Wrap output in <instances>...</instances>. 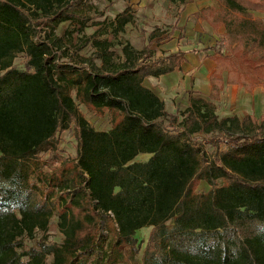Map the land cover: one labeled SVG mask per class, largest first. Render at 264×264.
<instances>
[{
    "label": "trees",
    "instance_id": "1",
    "mask_svg": "<svg viewBox=\"0 0 264 264\" xmlns=\"http://www.w3.org/2000/svg\"><path fill=\"white\" fill-rule=\"evenodd\" d=\"M218 1L203 16L225 34L193 51L215 64L210 93L180 114L145 82L181 70L187 52L155 59L156 33L114 62L109 35L134 22L132 7L83 41L79 51L94 50L85 58L65 52L93 20L90 0H0V264H138L144 228L142 264H264V119H220L215 105L227 86L264 87V29L253 17L264 0ZM66 23L76 31L60 36ZM81 106L108 114L110 130L94 128ZM232 125L253 134H231ZM72 129L77 156L62 158L59 136ZM54 217L60 243L47 235Z\"/></svg>",
    "mask_w": 264,
    "mask_h": 264
},
{
    "label": "rangeland",
    "instance_id": "2",
    "mask_svg": "<svg viewBox=\"0 0 264 264\" xmlns=\"http://www.w3.org/2000/svg\"><path fill=\"white\" fill-rule=\"evenodd\" d=\"M94 7V12L86 13L87 17H93V20L88 23L83 33H74V43L77 45L75 49L66 50L65 54L70 56L73 51L79 53L80 57L93 58L94 50L90 46L79 51L83 41L92 39L101 29L103 32L110 27L116 17L129 6L133 8L134 22L129 24L124 33L119 36L114 34L109 35V39L114 45V49L118 53V58H115V63L118 64L124 59L123 47L129 46L131 49L141 51L150 43L153 34L159 33L158 38L154 39L151 50L154 53V58H163L170 54L177 53L176 51L192 49H205L213 46L226 30L221 27L220 30H214L212 26L205 21L203 11L208 8H213L218 0H90ZM197 11V12H196ZM98 12L104 14L103 17H96ZM196 12V13H195ZM253 17L259 20V24L264 29V14L253 13ZM76 31L75 26L70 23L62 24L57 30V34L64 36L66 32ZM172 33L173 39L164 41L158 44V40L162 35ZM66 37V36H64ZM180 38H182L180 40ZM66 40V47L69 44ZM74 52V53H76ZM187 62L182 65L181 70L171 74L169 78H149L145 85L153 88L159 97L165 102L166 110L170 113H184L189 105L191 97L207 98L209 93V76L212 73L211 60L201 53L196 58L195 54L187 52ZM71 57H66L63 61H68ZM75 60L80 61L78 56H73ZM198 59L200 62L198 64ZM97 64L100 61L96 60ZM16 65L23 68V57L16 61ZM217 114L220 119L236 116L243 119L246 115L258 116L264 118V90L256 92L254 98L246 95L245 99L239 97L236 101L231 100L229 96H224L220 101L215 102ZM81 112L85 115L89 123L101 131L110 130V118L108 114L105 116H97L95 113L88 111L84 106L80 107ZM182 119H180L181 121ZM229 133L239 136H247L253 134L251 130H246L241 127L232 125L229 128ZM60 155L62 158H76L77 142L75 139L74 129L62 133L60 136ZM213 151L212 148H208ZM47 155L43 158L47 159ZM151 155L143 154L136 158V162H146ZM200 191H207L209 187L205 183L199 185ZM58 217H54L49 226L47 235L51 243H60L63 235L59 231ZM108 222H104L102 228V237L104 242L109 240L107 230ZM151 228H144L137 232V238L143 242L142 250L138 257V264H142L146 244L149 240ZM42 232H37L34 240H26V247H33L42 239ZM128 252V248H124ZM52 258L47 259V264H51Z\"/></svg>",
    "mask_w": 264,
    "mask_h": 264
},
{
    "label": "crops",
    "instance_id": "3",
    "mask_svg": "<svg viewBox=\"0 0 264 264\" xmlns=\"http://www.w3.org/2000/svg\"><path fill=\"white\" fill-rule=\"evenodd\" d=\"M212 7H214L215 5H211ZM197 12V11H196ZM195 12V13H196ZM206 21V20H205ZM221 29V28H220ZM219 29V30H220ZM218 31V30H217ZM171 42V41H170ZM215 45V44H214ZM213 45V46H214ZM210 47H212V46H210ZM206 48H209V47H206ZM196 49V48H195ZM195 49H192L191 51H186V50H183V51H185V52H191L192 54H195L196 55V58L198 57V56H200V54L199 53H196V52H193ZM178 51H179V49H178ZM178 51H176V52H178ZM173 53H175V52H173ZM199 62H200V59H198V64H199ZM211 66H212V69H213V71H212V73L214 72V69H215V64L213 63V62H211ZM211 73V74H212ZM173 74H175V73H173ZM172 74V75H173ZM211 74H210V76H211ZM172 75H169V76H165V77H161V78H169L170 76H172ZM210 76H209V81H210ZM160 79V78H159ZM159 79H156V80H159ZM209 85H210V83H209ZM146 86V85H145ZM147 87V86H146ZM147 88H149L150 90H152L158 97H159V95L156 93V91L153 89V88H150V87H147ZM259 90H264V87H259V88H256V89H254L253 90V92H251V93H249V92H247L245 89H243V88H240V87H238V86H227L226 88H225V91H224V93L222 94V97H221V99L224 97V96H229V98L231 99V100H234V101H236L239 97H241L242 99H245L246 98V95L247 96H249L250 98H254V96H255V94H256V92H258ZM209 93H210V87H209ZM208 93V94H209ZM246 116H248V115H246ZM245 116V117H246ZM251 116H254V117H256V118H258V116H255V115H253V113L251 114ZM244 117V118H245ZM260 118H263V117H260ZM259 119V118H258ZM264 119V118H263Z\"/></svg>",
    "mask_w": 264,
    "mask_h": 264
}]
</instances>
